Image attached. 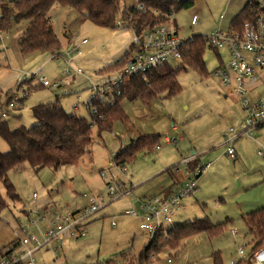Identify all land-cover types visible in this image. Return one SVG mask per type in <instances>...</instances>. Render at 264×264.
I'll return each instance as SVG.
<instances>
[{"label":"rangeland","instance_id":"374dc122","mask_svg":"<svg viewBox=\"0 0 264 264\" xmlns=\"http://www.w3.org/2000/svg\"><path fill=\"white\" fill-rule=\"evenodd\" d=\"M249 1L252 0H193V6L175 12L172 24L176 25L183 39L193 34L206 36L218 30L227 32L231 20ZM137 3L138 0H123L122 6ZM48 15L62 43L55 57L43 52L21 53L19 41L27 27L26 20L14 23L7 32L0 31L3 37L0 41V102H4L5 97L8 99L6 103L14 98L22 100L18 105L15 103V109L5 105L9 114L4 119L12 130L20 125L31 127L37 124L31 108L53 101L56 96L67 112L88 117L86 103L91 96V85L109 75L100 70L118 62L127 50L134 49L129 27L117 26L113 29L97 26L72 8L58 3L51 7ZM83 38L87 40L84 44ZM67 43L72 46L70 50L66 47ZM202 58L207 74L201 75L190 67L181 70L177 75L181 90L176 95L165 97L161 94L148 103L139 99L123 100L121 106L127 120L116 121L111 130H103L100 134L93 128L91 143L76 164L53 169L33 167L23 162L9 170L8 177L17 197L13 199L7 195L0 183V194L6 200V206L0 212V248L13 246L17 237L25 234L20 224L25 225L29 209L43 201L75 210L86 202L84 194L98 196L105 193L106 180L101 177L100 171H110L124 179L120 166L112 162L115 153L141 134H157L160 136L158 149L137 153L135 159L125 165V176L129 179L125 187L132 190L131 194L100 209L86 225L84 236L64 235L60 239L61 249L56 253L49 248L36 252V263L137 264L138 253L148 243L149 237L139 229V217L128 215L126 211L134 208L139 215L138 199L157 193L159 187L172 181V173L169 175L160 170L151 175L153 172L169 166L170 169H188L187 163L182 161L184 153L188 155L207 146L215 155L220 154L222 160L209 163L204 168L203 172L211 180H206L199 194L201 175L197 178V188L191 195L192 204L180 212L175 221L182 224L189 220L207 219L213 224L223 223V226L211 233L187 236L178 249L167 248L158 254V259L148 264H214L216 253L222 264H231L232 260L239 261L237 264H252L248 259L253 246L252 237L248 235L242 216L250 210L245 207L249 201H256L253 208L264 206V185L260 184V178L264 176V159L257 155L259 145L247 137L233 143L248 141L254 145L256 149L252 151L250 148L244 159L233 162L224 154L227 146L220 144L232 133L241 130V126L245 127L244 114L240 102L229 95L227 88L213 73L220 58H227L226 52L220 50L216 53L206 46ZM69 60L74 67L81 68L82 75L71 72L63 76V69ZM36 72L39 75L33 76ZM39 76L45 77L50 85L42 86ZM55 83L60 86L56 87ZM64 91L69 94L65 95ZM259 91H264V88ZM3 109L0 104V111ZM231 127L233 132H229ZM252 134L264 145V130H255ZM165 136L170 142L165 141ZM8 149V143L0 136V152H7ZM210 161L206 160L204 165ZM173 164L174 167L171 166ZM246 180L255 183L252 188L246 189ZM232 229L236 230L235 235ZM30 230L36 231V228ZM239 247L246 255L241 260L237 253Z\"/></svg>","mask_w":264,"mask_h":264},{"label":"trees","instance_id":"16d2710c","mask_svg":"<svg viewBox=\"0 0 264 264\" xmlns=\"http://www.w3.org/2000/svg\"><path fill=\"white\" fill-rule=\"evenodd\" d=\"M123 0H0V31L7 32L14 23L26 20L27 27L19 41L21 53L43 52L53 57L62 48L60 39L55 34L49 20L51 7L58 3L70 7L77 13L85 16L97 26L115 29L116 17H119L124 27L140 32L154 24L166 23L170 14L181 9L193 6V0H138L131 6H122ZM251 2H247L236 16L231 20L230 27H240L250 18ZM132 46V45H131ZM217 50L209 45L206 37L193 34L183 44L181 60L175 65L166 63L153 67L145 74L133 75L119 87L121 94L115 99L113 105L100 97L89 98L86 103L89 116L84 117L74 112H67L56 96L53 101L40 103L31 108L32 115L37 124L31 127L23 125L10 129L8 121L0 112V136L8 143L7 152H0V183L5 187L7 195L17 197L15 188L8 177V171L28 162L33 167H49L57 169L64 165L76 164L87 151L91 143V132L96 128L98 134L103 130H111L114 123L127 120L121 102L125 99H139L148 103L163 94L171 97L180 92L177 81L178 73L190 67L201 75H206L205 63L202 55L205 47ZM129 53L115 63L104 66L100 72H111L118 69ZM17 100L15 103H20ZM89 107L97 109L96 114L90 112ZM160 147V136L139 135L129 144L119 149L113 158V164L125 167L135 159L137 153L153 152ZM189 170L198 166L195 162H187ZM264 184V180L262 181ZM164 191L166 194L172 192ZM6 200L0 194V212L5 208ZM242 220L252 237L251 252L264 245V206L245 213ZM223 223L213 224L207 219L191 220L174 225L167 238L160 236L149 241L138 253L137 264L150 263L158 259V254L169 248L178 249L183 240L192 234L200 232H214L221 229ZM15 242L11 241L10 243ZM13 246L16 243L12 244ZM4 247H1L2 250ZM214 264H222L218 253L215 254Z\"/></svg>","mask_w":264,"mask_h":264},{"label":"built area","instance_id":"2783aa9c","mask_svg":"<svg viewBox=\"0 0 264 264\" xmlns=\"http://www.w3.org/2000/svg\"><path fill=\"white\" fill-rule=\"evenodd\" d=\"M223 17L222 15L220 16ZM174 14H170L168 22L154 24L148 29L140 32L132 31L133 50L125 56L123 64L116 70L108 72V76L97 84H92L91 96L101 99L113 105L115 99L121 94L120 85L133 75L145 74L153 67L166 64L178 63L182 57V48L186 39L180 37L178 28L172 24ZM197 22H194V25ZM116 25L124 27L123 21L116 17ZM209 45L218 51L224 50L227 58L221 59L219 65L214 69V75L227 88L230 96L241 104L244 114V130L231 134L225 140L228 144L227 154L234 157L233 143L242 136H252L256 129H264V0H252L250 18L244 21L240 27H230L227 32L220 30L206 35ZM3 37L0 35V41ZM82 39V43H86ZM78 52H80L78 50ZM55 57V56H54ZM71 72L82 75L81 68L74 67L71 60L66 61L63 76ZM39 75L36 72L33 76ZM65 82H68L65 79ZM42 86L50 83L45 77L39 76ZM56 87L60 84L55 83ZM258 89V92L256 90ZM64 94H69L64 91ZM26 95V94H25ZM13 99L6 103V107L15 108ZM92 114H96L95 107H89ZM3 117L7 116L5 110H1ZM234 129L229 128V132ZM170 140V139H169ZM168 140V141H169ZM159 148L158 146L156 147ZM258 154L264 159V148ZM190 160H184L187 163ZM205 167L195 170L186 169L184 180L177 184L175 190L170 193L160 192L143 196L138 199V212L129 209L126 214L139 217V229L147 234L149 241L160 236L168 237L170 229L174 227L175 217L183 207V201L191 196L197 188V178L203 173ZM124 179L113 175L110 171H100L105 178V193L98 196L84 194L87 204L70 210L66 207L60 208L55 203L45 202L29 209L26 215L25 225L21 229L25 232L22 237H17L15 246H7L0 250V264H37L35 254L42 249L49 248L56 253L61 249L60 239L64 235L70 237L84 236L86 225L92 217L108 203L126 197L131 194V189L125 187V167L119 169ZM33 197L36 194L33 193ZM115 225V222H112ZM36 228V231L30 230ZM26 228L29 230L26 231ZM235 235V229L231 230ZM148 241V242H149ZM239 260L246 257L242 247L237 250ZM248 259L252 264H264V245L250 253ZM239 261L232 260L231 264Z\"/></svg>","mask_w":264,"mask_h":264},{"label":"crops","instance_id":"0c3cea01","mask_svg":"<svg viewBox=\"0 0 264 264\" xmlns=\"http://www.w3.org/2000/svg\"><path fill=\"white\" fill-rule=\"evenodd\" d=\"M49 20H51L50 19V17H49ZM51 22V21H50ZM83 39H85V38H83ZM188 39V38H187ZM66 47H67V49L68 50H70L71 48H72V46L70 47V44H66ZM8 99H7V97H5V101L4 102H0V104H1V107H3V108H5V109H3V110H5L6 111V113H7V115L9 114V110H6V107H5V105H6V101H7ZM2 105H4V106H2ZM18 105V104H17ZM16 105V106H17ZM16 106H15V108H16ZM15 108H13V109H15ZM17 114H15L14 116H16ZM173 129H176V127H175V125H173ZM239 129H241V130H239L238 132H241V131H243L244 130V126H241ZM257 131H261V130H264L263 128H261V129H256ZM242 137H247L248 139H250L251 141H253L255 144H257V145H259L258 146V148H257V155L260 157V155L258 154V151L263 147L264 148V145L262 144V142L261 141H259V139H257L256 137H255V135L254 134H252V136H242ZM184 138L182 137L181 138V140H183ZM239 139H241V137L239 138ZM243 139V138H242ZM261 139H263L262 137H261ZM169 140V137L168 136H165V141L166 142H170V140ZM226 140V139H225ZM226 144V146L228 147V144L227 143H225V141L223 142V143H221L220 144V146L221 145H225ZM236 144V143H235ZM227 147H226V151H225V155L227 156V157H229V159H232V161L233 162H235L236 160H242V159H244V157H245V155H246V153H247V151L251 148V150L252 151H254V145L252 144V143H248V141H246V143H240V144H236V145H234L233 144V147H234V150H235V156L234 157H232V156H230V155H228L227 154ZM256 149V148H255ZM180 156H182L181 154H180ZM158 157H160V155L158 156ZM263 158V157H262ZM208 159H210L211 161L210 162H208L207 164H205L204 165V162L206 161V160H208ZM184 160H191V161H193V162H195L198 166H202V167H207L208 166V164L209 163H215V162H217V161H219V160H222V156L219 154V155H215L214 153H212V151L207 147V146H202L201 148H199V150H193V152L191 153V154H186V153H184V156H183V158H182V161H184ZM181 161V160H180ZM167 166V165H166ZM165 166V167H166ZM172 167H174L175 165L173 164V165H171ZM170 167V166H169ZM169 167H166L165 169H163V167H161V168H159V170H157L156 172H153L151 175H154V174H156L158 171H165L166 173H168L169 175H171V173H172V175H173V177H172V181L169 183V184H164V185H162L161 187H159V189L156 191L157 193H160V192H163V191H170L169 190V188L170 187H172V190L171 191H173V190H175V188L177 187V184L179 183V182H181V181H183L184 180V172L186 171V168L184 169V170H180V169H177V167L176 168H174V169H170ZM163 169V170H162ZM177 170V171H176ZM174 171V172H173ZM174 173H176V174H174ZM258 177V176H257ZM256 177V178H257ZM210 177H209V175L208 174H206V173H202L201 174V190H199V191H197L199 194L203 191V189H204V187H205V182H206V180H211V179H209ZM256 178L255 179H253L255 182H256ZM259 178H260V176H259ZM262 178V177H261ZM261 178H260V184H263L262 183V181L264 180V176H263V178H262V180H261ZM253 184H255L253 181H250V180H246L245 181V187H246V189H248V188H252V186H253ZM264 185V184H263ZM196 192V193H197ZM192 197L193 196H191V197H188L187 199H184V201H183V207L178 211V213H177V215H176V217H175V220H176V218H177V216L179 215V213L180 212H182V211H184V210H186L187 209V207H188V205H191L192 204ZM86 200V199H85ZM45 202H49L48 200H46V201H43L41 204H43V203H45ZM190 202V203H189ZM250 202V203H249ZM248 203L249 204H246L245 205V207H248L247 209H250L251 211H253V210H255L256 208H253V207H255V205H256V201H249ZM87 204V200H86V202L83 204V205H81V206H78V207H83V206H85ZM259 207V206H258ZM77 208V207H76ZM104 208V207H103ZM250 210H247V212H250ZM246 212V213H247ZM243 215V214H242ZM189 221H191V220H189ZM189 221H187V222H189ZM184 223H186V222H184ZM183 224V223H182ZM174 225H178V224H176V221H174ZM126 259V258H125Z\"/></svg>","mask_w":264,"mask_h":264}]
</instances>
